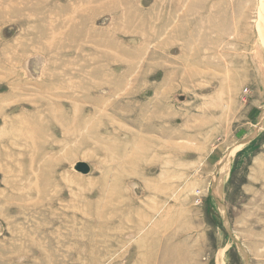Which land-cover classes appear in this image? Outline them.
Here are the masks:
<instances>
[{
    "label": "rangeland",
    "instance_id": "1",
    "mask_svg": "<svg viewBox=\"0 0 264 264\" xmlns=\"http://www.w3.org/2000/svg\"><path fill=\"white\" fill-rule=\"evenodd\" d=\"M0 264H264V0H0Z\"/></svg>",
    "mask_w": 264,
    "mask_h": 264
},
{
    "label": "bare ground",
    "instance_id": "2",
    "mask_svg": "<svg viewBox=\"0 0 264 264\" xmlns=\"http://www.w3.org/2000/svg\"><path fill=\"white\" fill-rule=\"evenodd\" d=\"M21 127H23V125H22ZM26 127H27V126H26ZM29 128H31V127H29ZM22 129H23V128H22ZM27 129H28V128H27ZM27 129H26V130H27ZM35 129H36V128H35ZM35 129H34V130H35ZM26 130H25V131H26ZM37 130H38V129H37ZM19 131H21V129H20ZM39 132H40V131H38V133H39ZM18 134H19V133H18ZM20 134H21V132H20ZM20 134H19V135H20ZM33 134H34V133H33ZM11 135H12V134H11ZM15 135H16V134H15ZM21 135L24 136V133L21 134ZM25 135H26V134H25ZM35 137H36V136H35ZM27 138H28V137H27ZM25 144H26V143H25ZM34 146H36V145H34ZM35 149H36V147H35Z\"/></svg>",
    "mask_w": 264,
    "mask_h": 264
},
{
    "label": "water",
    "instance_id": "3",
    "mask_svg": "<svg viewBox=\"0 0 264 264\" xmlns=\"http://www.w3.org/2000/svg\"><path fill=\"white\" fill-rule=\"evenodd\" d=\"M84 172H85V169H84Z\"/></svg>",
    "mask_w": 264,
    "mask_h": 264
}]
</instances>
